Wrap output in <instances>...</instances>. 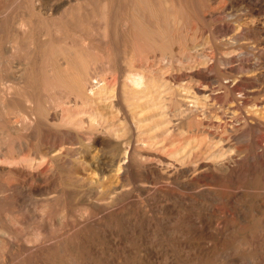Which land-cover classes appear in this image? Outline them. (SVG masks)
I'll list each match as a JSON object with an SVG mask.
<instances>
[{
    "label": "bare ground",
    "instance_id": "bare-ground-1",
    "mask_svg": "<svg viewBox=\"0 0 264 264\" xmlns=\"http://www.w3.org/2000/svg\"><path fill=\"white\" fill-rule=\"evenodd\" d=\"M15 4L30 11L0 20V264H264V0ZM217 16L231 35L207 53ZM20 159L38 220L28 195L27 212L6 203L27 194Z\"/></svg>",
    "mask_w": 264,
    "mask_h": 264
},
{
    "label": "rangeland",
    "instance_id": "rangeland-1",
    "mask_svg": "<svg viewBox=\"0 0 264 264\" xmlns=\"http://www.w3.org/2000/svg\"><path fill=\"white\" fill-rule=\"evenodd\" d=\"M1 1H2V3H1ZM4 1L6 2V0H0V3H1V5L3 4L4 6L6 5L7 7L5 6L6 10H5V8L3 7V5H2V7H0V13H1V14H0V15H1V16H0V20H1V19L3 20L5 17L7 18V23H8V25H9V26H7V32H9V31L11 32L12 29H11V26H10V23H9V22H11V19L13 18V16H16L17 14H20L19 11H20V12H24L25 14H27L26 12L29 13L30 9H29V8H26V9L23 8V9H24V10H23L22 8H21V9L18 8V7H17V4H15V3H16V0H14V2H13V0H7L6 3H5ZM211 1H214V0H211ZM11 2H12L13 5L11 4ZM9 3H10V4H9ZM1 5H0V6H1ZM9 5H10V6H9ZM14 5H15V6H14ZM13 6H14V7H13ZM2 8H3V9H2ZM7 8H8V10H9V8H10L9 12H7V11H8ZM1 10H3V11H1ZM17 10H18V11H17ZM15 12H16V13H15ZM10 14H11V15H10ZM14 14H16V15H14ZM261 14H264V11H262ZM4 15H5V16H4ZM2 16H3V17H2ZM1 17H2V18H1ZM213 18H215V19H212V20L215 22V21H217L220 17L217 16V17H213ZM222 18H223V17H222ZM220 19H221V18H220ZM8 20H9V21H8ZM217 22H218V21H217ZM221 22H222V23L224 22V23L222 24ZM7 23H6V24H7ZM231 23H232V22H231ZM231 23H230V21H228V20H227V21H226V20H222V21L218 22V26H219L222 30H221L220 28H217L216 32L214 31V32H211V33H210V31H208L207 28H206L205 30H203V31H205V34H203V33H204L203 31L200 32V34L202 33L203 35H205V36H203L204 39L202 40V42H201V41H200L201 43L199 42L200 45H201V48L203 47L202 49H204V50L207 49V50H206L207 53H212L211 50H214L215 47L219 48L220 50H223V48H224L223 45H225V43H226V42H225V39H227V38L230 37V35H231V34H230V33H231V32H230V30H231V29H230V26H231L234 22H233L232 24H231ZM221 25H222V26H221ZM223 25H225V26H223ZM222 27H223L224 29H223ZM227 28H228V29H227ZM77 29H78V30H82V29L80 28V26L77 27ZM192 29H193V28H192ZM191 31H192V30H191ZM191 31H190V32H191ZM223 31H224L225 34L223 33ZM208 33L211 34V35H209ZM215 33H216L217 35H216ZM219 33H220V34H219ZM198 34H199V33H198ZM223 34H224V35H223ZM208 35H209L210 37H209ZM200 36H201V35H199V37H198L197 39L201 38ZM215 36L218 37V38H216ZM226 36H227V38H224V37H226ZM221 37H222V39H224V40L220 39ZM187 38H188V40H187ZM189 38H190V36H189V37H186V38H185V37H182L181 41H182V42H190L189 40H191V38H190V39H189ZM206 38H207V39H206ZM210 38H211V39H210ZM215 38H216V39H219V40H217V42H216V39H215ZM209 40H210V41H209ZM213 40H214V41H213ZM204 41H205V42H204ZM206 41H207L208 43H207ZM211 41H213V42H211ZM219 41H220V42H219ZM214 42H215V43H214ZM222 42H223V43H222ZM203 43H204V44H203ZM205 43H207L206 46H205ZM219 43H220V44H219ZM221 43H222L223 45H222ZM200 45L198 44V45L196 46V48H200V47H198V46H200ZM202 45H203V46H202ZM208 45H209V46H208ZM213 45H215V46H213ZM218 45H219V46H218ZM204 46H205L206 48H205ZM212 46H213L214 48H213ZM225 46H226V45H225ZM208 48H210V49L213 48V49L209 50ZM188 51H190V52H188ZM208 51H209V52H208ZM185 52L188 53V54H191V53L193 52V49H192V50H191V49H187V50H185L184 52L179 53V56H180V54H182V55H183V53L185 54ZM263 55H264V54H263ZM221 58H223V57H220V56H219L218 62L220 63V61H221L220 64H222V66H223L222 69H223V70H226V71L229 70V67L224 66V65H225V64H224V60L221 59ZM263 58H264V56L260 57L259 60H260V61H264V60H262ZM222 60H223V61H222ZM224 68H225V69H224ZM226 68H227V69H226ZM226 71H225V72H226ZM230 72H231L230 70L227 71V75H228V73H229V75H230V74H231V75L233 74L232 72H231V73H230ZM258 82H259V81H258ZM263 107H264V106H263ZM263 111H264V110H263ZM33 140H34V141H33ZM32 141H33V142H37V141H38V140H37V136H36V134H35V135L33 134V136H32ZM22 161H23V160L20 159V160H16V161H14V162H11V163L9 162V165H8V166L11 167V168L9 167V168L11 169V171H9V172L15 173L14 175L11 174V176H12V175H13V177H14V176H16V177L18 176L17 179H19V180L21 179L22 181L25 180V179L27 180V186H28V188L26 189L27 194H26V193H23L22 196H21L20 194H18V193L11 194L12 196H11V197H8V199L6 200V203H7L8 205L10 204L9 206H12V205H13V206H12L13 209H14L16 212L21 213V211H22V212H27V210L25 209V208H26V207H25V205H26L25 203H27L28 201H29V203H33V201H34L33 204H36V205H31V206H32V209H33L34 212H35L34 215L36 216V215L38 214L37 212H39V211L41 210V207H42V205H39V204H40V203L43 204L42 201H41V198H42V197H41V196H42L41 193H42L43 191H42L41 189H39V186H40V185L37 186V187H34V186H33L34 188H32V189H34V190H31V186H32V183L30 182V179H31V178H29V176H27V175H29V174H27L29 171L25 168V166L23 167L24 161H23V162H22ZM2 163L5 164L6 161H4V162L2 161ZM12 163H13V164H12ZM15 163H16V165L18 164V165H17L18 167L15 165ZM7 164H8V163H6V165H7ZM10 164H11V165H10ZM13 166H14V169H13ZM17 168H20V169H17ZM23 168H24V169H23ZM22 169H23V170H22ZM14 170H15V171H14ZM20 170H21L22 173L20 172ZM19 172H20V174H19ZM24 172H25V173H24ZM6 174H8V173H6ZM21 174H23V175H21ZM24 174H25V175L27 174V175H26L27 178L24 176ZM19 175H20V176H19ZM21 176H22V177H21ZM23 176H24L25 178H24ZM20 177H21V178H20ZM52 177H53V176H51V177L49 176V178L52 180L51 182L54 184L55 182H53V181L55 180V179H54L55 177H54L53 179H52ZM28 180H29V181H28ZM31 181H32V180H31ZM52 183H51V184H52ZM51 184H50L49 186H46V188H47V189H48V188H51V187L53 186V184H52V186H51ZM37 188H38V189H37ZM28 189H29V191H28ZM38 190H39V191H38ZM31 191H32V193H31ZM34 191H36V192L34 193ZM40 191H42V192H40ZM28 192H29V193H28ZM45 192H46V191H45ZM16 194H17L18 196H16ZM30 194H32V195H30ZM34 194H36V196H37V194H38V195L40 194V195L38 196L37 199H34V198L36 197ZM14 195H15V196H14ZM19 195H20V196H19ZM25 195H26V196H25ZM27 195H28V197H30V198H28ZM29 195H30V196H29ZM33 195H34V197H33ZM13 196L15 197V200H14ZM31 196H32L33 198H32ZM26 197H27V199H26ZM9 198H10V199H9ZM11 198H12V199H11ZM17 198H18V199H17ZM24 198L27 200V202H26V200H25ZM29 199H30V200H29ZM38 199H40V200H38ZM11 200H12V202H11ZM16 200H17V201H16ZM21 200H23V201H21ZM57 200L60 201V202H62L64 199H63V197L61 198V196H59ZM57 200H56V201H57ZM13 201H14V202H13ZM56 201H54L53 203H54V205L56 204V206H57V203H60V202H58V201L56 202ZM15 202H16L18 205H17ZM18 202L22 203V205L19 204ZM24 202H25V203H24ZM13 203H14V204H13ZM23 203H24V204H23ZM37 203H38V204H37ZM20 205H21V206H20ZM37 205H39V206H41V207L38 208L39 206H37ZM15 206H17L19 209H17V207H15ZM23 207H24V208H23ZM55 208H56V207H55ZM57 208H58V207H57ZM1 209L5 210V209L0 205V212L3 213V210H1ZM21 209H22V210H21ZM35 210H36V211H35ZM38 210H39V211H38ZM37 216H38V215H37ZM37 216H36V217H37ZM36 217H35L33 220H38V219H40L39 216H38L37 218H36ZM107 220H108V219H107ZM45 222H46V224H45L46 228H47V227H48V228H51L52 220H51L49 217H48V220L45 221ZM107 222L110 224V227H111V226H113V227H115V226H116V227L119 226V228H120V223H118V222H120V220H118V219H114V218H112V219H109ZM109 224H108V225H109ZM118 224H119V225H118ZM49 226H50V227H49ZM160 227H161V226H160ZM160 227H159V228H160ZM160 231H162V234H166V230H164L163 227L160 228ZM167 238H168V237H167ZM166 242L169 243V242H171V241H170L169 238H168V240H166Z\"/></svg>",
    "mask_w": 264,
    "mask_h": 264
}]
</instances>
